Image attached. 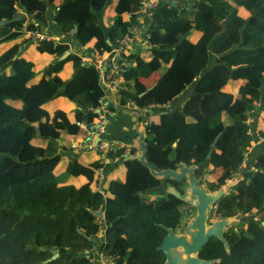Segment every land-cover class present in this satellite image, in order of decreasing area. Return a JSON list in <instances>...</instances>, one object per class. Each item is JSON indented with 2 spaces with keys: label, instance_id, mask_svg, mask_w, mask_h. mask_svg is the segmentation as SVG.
Returning a JSON list of instances; mask_svg holds the SVG:
<instances>
[{
  "label": "trees",
  "instance_id": "obj_1",
  "mask_svg": "<svg viewBox=\"0 0 264 264\" xmlns=\"http://www.w3.org/2000/svg\"><path fill=\"white\" fill-rule=\"evenodd\" d=\"M172 1L161 0L146 21L149 47L121 52L129 65L118 97L148 109L190 89L179 106L155 119L146 116L145 160L156 172L201 166L211 192L238 173L256 136L252 165L215 208L221 218L254 217L224 234L227 248L212 237L197 255L210 264H264V0H193L182 8ZM140 5L141 0H0V264H97L99 246L113 264H163L157 247L164 226H183L194 208L171 190L139 197L163 184L184 196L187 182L157 176L137 158L125 159L123 147L107 157L126 166V176L100 186L99 153L84 163L64 152V135H79L78 123L99 121L95 109L104 96L95 67H79L82 54L117 46ZM55 6L56 29L73 33L81 47L42 65L21 50L29 42L25 32L47 26L46 8ZM108 6L115 14L106 30L97 14ZM33 49L51 60L71 50L69 41L52 38L36 41ZM152 73L155 81L147 87L142 78ZM59 99L71 108L56 104ZM107 108L116 106L109 101ZM100 208L103 219L94 214ZM101 225L103 245L97 238Z\"/></svg>",
  "mask_w": 264,
  "mask_h": 264
},
{
  "label": "crops",
  "instance_id": "obj_2",
  "mask_svg": "<svg viewBox=\"0 0 264 264\" xmlns=\"http://www.w3.org/2000/svg\"><path fill=\"white\" fill-rule=\"evenodd\" d=\"M192 1L193 0H174L175 4L178 5L180 8L188 7V5ZM57 8L58 6L46 8V13L49 17V22L47 26H43L39 24V31L41 33L46 34L49 37L56 38L59 41L63 39L69 41L70 48H71L70 52L78 51L81 45L76 40L74 34L70 33L68 35H63L59 33V31L55 27V24L53 22V14ZM114 14H115V10L111 6H108L104 11L97 14L98 22L102 24L106 30H108L110 28V25L113 22ZM21 15L26 16L27 19H31V17H29L28 15H25L23 13H21ZM25 35L28 37V32H25ZM172 35H170L171 37H169L170 44H173L176 41V39ZM34 44H36V41L29 39V42H26L24 44V47L21 50L22 55L23 56L32 55L35 59L40 60L42 65L46 64L47 62L54 61V60L49 59V57H46L45 55L35 53L33 51ZM141 47H145V48L149 47L145 44L144 34L142 33L137 35L135 44L133 45V50L139 51ZM155 78H156V74L152 73L150 76L146 78H142V82L145 84V86L149 87L153 84V82L155 81ZM189 92H190V89H187L185 92H183L181 95L174 98L172 101L166 104H163L161 106H155V107L150 106V108L148 109L139 108L136 105H134L132 102L123 103L119 99L118 95H115V96L111 95V96H107L103 98L102 99L103 105H107L110 101V102H113V104H115L116 106L114 111H111L108 115H105L104 117L105 131L103 133V136L107 139L120 140V141L127 143L130 149V152H133V153L128 154L129 156H131V158H128V155H125L124 156L125 159L137 158V156L140 154V148H139L140 133H143V137H144V127H145L146 120H147L146 116L149 114L150 118L155 119L157 118V115L160 112H163L164 109H170V108L179 106L182 100L186 97V95ZM55 103L65 107L66 109L71 108L70 105L63 99H59ZM98 112H100L99 109H98ZM86 130L89 131L91 129L89 127L87 129H84L83 127L80 126L79 135L69 136L66 134L63 136L64 139L67 141V146L64 151L65 155L68 156V155L76 154L82 161H84V163L94 158L95 151L71 149L69 147V141L71 137L81 138L86 133ZM143 137L141 139V143H143ZM115 163L116 162H109V163L104 164L102 171H101L102 178H101V181L99 182V186L102 184V182L105 179H108V178L122 179L123 177L126 176V172H125L126 166H124L123 164H115ZM81 182H82V179H81ZM160 188L161 189L159 191L158 189L155 190L159 194L167 190H171V188L167 185L165 186V184H163Z\"/></svg>",
  "mask_w": 264,
  "mask_h": 264
},
{
  "label": "built area",
  "instance_id": "obj_3",
  "mask_svg": "<svg viewBox=\"0 0 264 264\" xmlns=\"http://www.w3.org/2000/svg\"><path fill=\"white\" fill-rule=\"evenodd\" d=\"M161 0H141L140 9L137 11L136 21L128 27L126 34L117 40V46H114L110 51L101 53L98 49H91L84 52L81 56V65L88 67L94 66L98 74V82L104 91L105 98L111 95H118V92L122 88L123 71L129 65L128 61L121 56V52L129 49L133 51V45L135 44L138 34H144L145 23L150 20L154 9L158 6ZM28 38L33 41H40L45 38H52L59 41L56 38L49 37L39 30L28 31ZM102 99L98 107L99 121L91 126H87L84 123H78L79 126L87 129L86 133L81 138L71 137L69 141V147L75 150H93L100 154L102 164L114 162L107 157V153L114 151L117 148H124V155H128L130 149L127 143L120 140H111L103 136L105 131L104 117L111 111L107 108V105L102 104ZM104 114V115H102ZM98 124V127L94 125ZM93 127V128H92ZM99 140L96 142V139ZM102 169L97 170L98 181H101ZM95 260L97 264H113L112 260L104 255L100 247L94 249Z\"/></svg>",
  "mask_w": 264,
  "mask_h": 264
},
{
  "label": "water",
  "instance_id": "obj_4",
  "mask_svg": "<svg viewBox=\"0 0 264 264\" xmlns=\"http://www.w3.org/2000/svg\"><path fill=\"white\" fill-rule=\"evenodd\" d=\"M171 5H175V2H171ZM4 21H0V24H3ZM75 30V29H74ZM70 51H65L53 62L60 61L64 59ZM82 65H79L81 67ZM95 112H98V109H95ZM98 127L99 125H94ZM37 129V126H35ZM93 128V127H92ZM143 133H140L139 139V148L140 154L137 156L139 161L144 163L150 171L162 178H172L176 181H181L184 176H187L188 188L187 192L189 195L195 197V199H188L186 197L180 196L179 192L175 189H171V192L178 198L184 199L188 202H191L196 207V214L191 222L186 226L185 233L188 235L186 239L182 235L175 234L171 228L165 227L166 234L163 236L160 245L157 247L162 254L164 255L163 264H210L211 259H202L199 258L196 254L200 249L206 244L210 237H216L224 241L222 236L223 227L227 224L228 219H221L215 222L213 225H210L208 228L205 226V221L207 217V209L211 203L218 201L224 194V189H220L215 193H207L202 187L199 186L196 176L193 174L194 166H186L182 164L178 170H172L170 168L164 169L160 172H156L152 165L145 160V154L147 149L146 143H141ZM99 138L96 139V142ZM215 143V140L213 144ZM176 145V142L173 143ZM210 154V153H209ZM208 154V155H209ZM128 158L131 156L128 155ZM94 214L99 218L103 219L102 208L94 212ZM264 224V222H262ZM105 226L101 225L99 227L98 236H100L104 230ZM80 232V229H77ZM95 241V239H93ZM224 245L227 248L228 244L224 241ZM58 253L52 255L51 259L56 258Z\"/></svg>",
  "mask_w": 264,
  "mask_h": 264
},
{
  "label": "flooded vegetation",
  "instance_id": "obj_5",
  "mask_svg": "<svg viewBox=\"0 0 264 264\" xmlns=\"http://www.w3.org/2000/svg\"><path fill=\"white\" fill-rule=\"evenodd\" d=\"M195 168H194V171H193V174L196 176V178H197V181H198V184H199V186L200 187H202L207 193H215V192H217V191H214V192H211V191H209L208 190V187L206 186V184H205V182L204 181H202L203 180V176L205 177L206 176V174H205V168H203V167H201V166H194ZM182 180H186V182H187V176H184L183 177V179ZM228 181H230V180H227L226 181V183L225 184H227V182ZM224 186V185H223ZM223 186L220 188V189H222L223 188ZM187 188H188V182L186 183V188H185V190H186V195H184V196H182V197H186V198H188V199H195V197H193V196H191V195H189L188 194V192H187ZM219 189V190H220ZM224 189V188H223ZM224 191L226 192V188L224 189ZM224 192V193H225ZM184 200V199H183ZM186 201V200H185ZM188 202V201H187ZM189 204H191L194 208H192L191 209V213L190 214H192V216H191V219L189 220V222H187L186 224H183V226H179V227H176L175 229H172L171 227H169V228H171L172 229V231L175 233V234H177V235H182L183 237H185L186 239L188 238V235L185 233V228H186V226L191 222V220L194 218V216H195V214H196V207H195V205L193 204V203H191V202H188ZM216 203H217V201L216 202H214V203H211L210 205H209V207H208V209H207V217H206V221H205V226H206V228H208L210 225H213L215 222H217V221H219V220H221V219H228V222H227V224L223 227V230H222V236H223V239H224V241H225V237H224V234L230 229V228H234V229H236L235 228V226H237L239 223H242V222H245V221H247V220H249V219H247V218H245L244 216H239V215H237V216H233V217H226V218H221V217H219L218 215H216L215 214V208H216ZM189 214V215H190ZM239 217H243V218H245V219H239V221H237V222H235V218H239ZM183 221H184V218H183ZM166 227V226H165ZM165 229V228H164ZM104 230H105V228H104ZM104 230H103V232H102V234L100 235V236H98L97 235V237H99V239H98V241H99V243L101 244V245H103L104 244V238H103V233H104ZM214 237V236H213ZM210 238H212V237H210ZM209 238V239H210ZM214 238H216V237H214ZM216 239H218V238H216ZM220 240V239H219ZM222 241V240H221ZM224 241H222L223 242V244H224ZM208 242V241H207ZM206 242V243H207ZM227 243V242H226ZM225 246V245H224ZM100 247V246H99ZM101 248V247H100ZM102 249V248H101ZM201 250V249H200ZM198 254V253H197ZM196 254V255H197ZM198 256V255H197ZM213 261V260H212Z\"/></svg>",
  "mask_w": 264,
  "mask_h": 264
},
{
  "label": "rangeland",
  "instance_id": "obj_6",
  "mask_svg": "<svg viewBox=\"0 0 264 264\" xmlns=\"http://www.w3.org/2000/svg\"><path fill=\"white\" fill-rule=\"evenodd\" d=\"M7 73H11V69L7 70ZM254 116H256L255 113H253L251 120L254 118ZM254 123V121H253ZM259 143L260 141L257 140L256 136L254 138L253 141H251V146L247 148V152H246V156H245V160L243 161L242 167L241 169L238 171V173L233 177L232 180L228 181L227 184H225L223 186V188H226V191L229 189V187L231 186L232 183H234L238 178L242 177L243 173L252 165V158L255 155V153L259 150ZM166 186V185H165ZM161 188H158V191ZM157 193L155 190L149 191L147 193L141 194L139 197L144 198V199H149L150 197L156 196ZM192 214H188L184 217V224H186L187 222H189V220L191 219ZM247 219H252L254 217V215H250V216H244ZM245 219L243 217H239V218H235V222L239 221V219ZM98 238V237H97ZM105 264H108L107 261L105 262Z\"/></svg>",
  "mask_w": 264,
  "mask_h": 264
}]
</instances>
